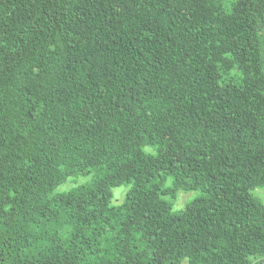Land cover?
Returning <instances> with one entry per match:
<instances>
[{
    "label": "trees",
    "instance_id": "obj_1",
    "mask_svg": "<svg viewBox=\"0 0 264 264\" xmlns=\"http://www.w3.org/2000/svg\"><path fill=\"white\" fill-rule=\"evenodd\" d=\"M258 187L264 0H0V264H264Z\"/></svg>",
    "mask_w": 264,
    "mask_h": 264
},
{
    "label": "rangeland",
    "instance_id": "obj_2",
    "mask_svg": "<svg viewBox=\"0 0 264 264\" xmlns=\"http://www.w3.org/2000/svg\"><path fill=\"white\" fill-rule=\"evenodd\" d=\"M150 149V148H149ZM87 177H78L77 179V183H80L86 179ZM76 182L74 181H69L66 184H64L63 186H61V189H65V188H69L71 185L76 184ZM169 184V180L166 182V185ZM57 190V189H56ZM113 198H112V203L117 204L120 203L123 199L122 192H125V186H118L113 188ZM122 191V192H121ZM199 194L198 190H190V191H178L176 197L172 200V206H173V210L175 211H179L181 209H183V207L185 206V204L192 200L196 195ZM253 194L255 196H257L263 203H264V187H258L255 188L253 190ZM180 264H188L186 259H183Z\"/></svg>",
    "mask_w": 264,
    "mask_h": 264
}]
</instances>
